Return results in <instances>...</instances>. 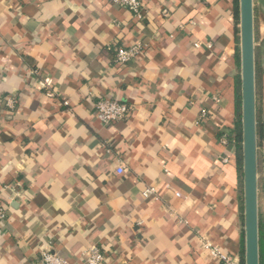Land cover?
<instances>
[{"label": "crops", "instance_id": "obj_1", "mask_svg": "<svg viewBox=\"0 0 264 264\" xmlns=\"http://www.w3.org/2000/svg\"><path fill=\"white\" fill-rule=\"evenodd\" d=\"M142 2L139 21L111 0H0V98L17 101L0 105V264H39L45 249L85 264L92 247L103 264H216L202 238L241 262L244 183L227 136L241 76L234 0ZM254 31L263 138L264 0ZM137 41L147 52L116 65ZM104 98L131 117L102 124Z\"/></svg>", "mask_w": 264, "mask_h": 264}, {"label": "water", "instance_id": "obj_2", "mask_svg": "<svg viewBox=\"0 0 264 264\" xmlns=\"http://www.w3.org/2000/svg\"><path fill=\"white\" fill-rule=\"evenodd\" d=\"M245 264H260L254 0H239Z\"/></svg>", "mask_w": 264, "mask_h": 264}, {"label": "built area", "instance_id": "obj_3", "mask_svg": "<svg viewBox=\"0 0 264 264\" xmlns=\"http://www.w3.org/2000/svg\"><path fill=\"white\" fill-rule=\"evenodd\" d=\"M112 3L118 5L125 10L133 14V16L139 21H143L144 16V4L142 0H111ZM196 48L200 47L199 43L195 44ZM148 50V46L143 42L137 41L127 47H119L116 51L114 58V63L119 66L127 65L131 61L139 58L145 54ZM32 74L36 75L35 72ZM42 88H48V82L40 83ZM16 98L5 97L0 99V105L6 107V109L13 110L16 106ZM63 106L70 110L69 102H64ZM133 109L127 103L119 102L116 100L104 98L99 100L95 105V117L104 125H113L119 122L128 120L132 115ZM208 115L207 111H202L201 118L204 119ZM226 143V142H225ZM257 160H258V181L264 182V137L258 140L257 146ZM117 173L122 175L125 173L123 167L117 169ZM144 198H150L152 196H157V190L154 187H148L144 193ZM180 197V194H177ZM7 211L6 208L0 203V232L1 228L6 221ZM203 250L210 256L216 264H240V261L222 251L220 248L212 244L206 238H202ZM83 259L85 264H103L105 261V256L101 250L97 247H92L89 251L83 254ZM39 264H71L67 259L52 252L49 249H45L41 252Z\"/></svg>", "mask_w": 264, "mask_h": 264}, {"label": "trees", "instance_id": "obj_4", "mask_svg": "<svg viewBox=\"0 0 264 264\" xmlns=\"http://www.w3.org/2000/svg\"><path fill=\"white\" fill-rule=\"evenodd\" d=\"M239 0H234V5H235V19L236 23L239 24L240 22V11H239ZM240 42V40L238 39ZM236 59L239 68L241 67V51L240 48L237 50L236 53ZM36 75H38V71H34ZM259 66L257 65L256 62V87L258 86V80H259ZM241 89H242V83H241V76L238 75L235 79V107H236V121H235V127L234 130L229 132L227 134L228 138H230L231 134H236V154H235V165L237 168V171L240 175V187L243 189V183H244V156H243V135H242V96H241ZM0 98V99H4ZM257 134H258V139L261 138V124H260V117L257 112ZM261 183V181H260ZM259 183V187H261ZM243 214H244V208H243ZM259 229H260V224H259ZM260 261H261V256H262V232L260 229ZM240 264H245V233L243 234V239H242V256H241V262Z\"/></svg>", "mask_w": 264, "mask_h": 264}]
</instances>
